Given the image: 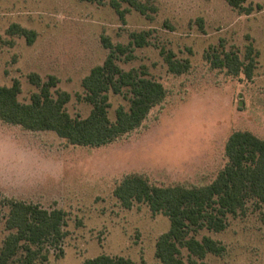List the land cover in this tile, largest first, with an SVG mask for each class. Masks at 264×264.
I'll use <instances>...</instances> for the list:
<instances>
[{
    "label": "rangeland",
    "instance_id": "rangeland-1",
    "mask_svg": "<svg viewBox=\"0 0 264 264\" xmlns=\"http://www.w3.org/2000/svg\"><path fill=\"white\" fill-rule=\"evenodd\" d=\"M110 1L0 0V84L18 79L20 101L38 90L29 73L43 80L55 75L57 88L70 94L69 114L87 116L91 104L82 99L81 80L108 53L101 36L126 44L131 31L142 30L149 31V43L118 64L145 69L166 89L138 127L101 146L72 144L54 131L0 119V247L7 199L61 208L66 236L48 264H81L100 253L161 264L155 243L168 229V217L146 203L122 206L115 186L129 174L159 186H202L225 165L231 132L249 130L264 139V0H242L238 7L228 0H141L147 14L121 1L123 19ZM12 23L34 30V40L10 34ZM250 43L251 77L211 64L212 54L224 51L244 59ZM161 49L188 60V70L170 72ZM109 100L114 120L116 107L128 102L112 92ZM203 235L226 247L222 255L208 253L204 264H264V204L250 201L245 214L228 215L224 230L203 228L196 237ZM181 251L188 264L187 249Z\"/></svg>",
    "mask_w": 264,
    "mask_h": 264
},
{
    "label": "trees",
    "instance_id": "trees-1",
    "mask_svg": "<svg viewBox=\"0 0 264 264\" xmlns=\"http://www.w3.org/2000/svg\"><path fill=\"white\" fill-rule=\"evenodd\" d=\"M121 1L147 14L148 7L141 0H111L110 5L122 19L127 9L121 8ZM240 1L228 0L235 7ZM8 32L24 36L29 43L35 37L34 30L17 23H12ZM148 36L147 30L131 31L126 44H114L108 36H101L108 53L81 80L82 99L91 104L87 116L69 114L66 103L70 94L57 88L55 75L43 80L33 72L28 79L38 90L31 93L28 102L18 99L21 92L18 79L11 85L0 84V119L30 130H51L78 145L101 146L130 132L166 96L164 85L149 77L145 69L124 70L118 64L121 57L132 59L135 47L149 43ZM160 53L170 72L181 74L188 70V60H178L172 51L161 49ZM254 60L255 51L250 43L244 59L234 51H224L222 55L213 53L211 64L224 67L233 75L243 72L251 77ZM110 92L124 95L128 102L127 106L116 107L114 120L108 114ZM225 155V165L210 183L202 186H159L138 174L126 175L115 186L113 194L122 206L130 208L135 203H146L152 213L168 217L169 227L155 243V254L161 264H185L181 248L188 251V264H204L208 253L222 255L226 250L224 244L209 235L198 238L196 234L203 228L224 230L228 215L245 214L250 201L255 207L264 204V139L249 130H234L225 142ZM6 203L7 232L0 247V264H48L50 252L60 249L66 236L65 211L17 199H7ZM81 264H132V260L100 253Z\"/></svg>",
    "mask_w": 264,
    "mask_h": 264
}]
</instances>
